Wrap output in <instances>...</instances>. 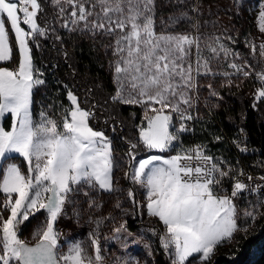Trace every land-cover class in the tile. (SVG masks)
<instances>
[{"label":"snow or ice","instance_id":"snow-or-ice-1","mask_svg":"<svg viewBox=\"0 0 264 264\" xmlns=\"http://www.w3.org/2000/svg\"><path fill=\"white\" fill-rule=\"evenodd\" d=\"M46 3L54 9L48 23L41 20ZM167 3L173 10L165 17L158 14V0H0V62L11 61L14 49L19 57L14 69L0 66V264H107L100 228L104 220L116 221L111 213L91 221L95 228L87 244L75 240L66 252L60 250L56 229L77 196H83L90 208L101 207L94 198L100 192H126L141 217L146 210L162 222V232L154 227L147 231L158 237L168 264H211L219 246L234 242L241 233L247 235L257 220L264 219V175L254 177L239 161L233 165L209 154L204 145L183 147L180 140L182 133L192 130L189 122L199 118L198 112L193 113L202 88L208 90L205 104L209 98L223 99L213 83L202 80L223 77L221 87L231 88L254 78L259 86L253 107L264 102V37H245L249 52L244 55L232 47L237 41L227 34L229 30L223 35L201 30L200 22L189 15L200 13L199 0L191 7L186 0ZM258 9L257 26L264 34V0ZM57 22L69 33L87 35L94 42L107 39L103 47L111 52L109 66L116 85L110 100L144 108L137 143L129 140L125 154L129 167L125 176L143 191L142 200L132 188L119 186L115 170H123V158L116 157L105 131L90 123L98 105L83 107L88 99L81 100L64 84L70 106L60 105L59 122L50 115L51 104L41 106L38 118L33 115V90L45 84L33 62V47L39 48L40 38L50 33L63 42L56 34ZM184 22H190V28L177 31ZM224 65L227 70L219 71ZM9 114L10 128L4 124ZM242 142H235L239 151L248 152L246 145L240 147ZM176 143L181 144L176 155L137 159L141 145L163 153ZM13 154L23 158L26 168L10 162ZM115 207L121 208L119 200ZM41 210L44 220L32 232L35 242L30 243L22 238L21 226ZM128 211L122 209L125 215ZM112 231L117 240L122 234L125 239L134 235L122 218ZM143 239L137 237L133 243ZM144 247L152 257V244L145 242ZM114 264L141 261L117 257Z\"/></svg>","mask_w":264,"mask_h":264},{"label":"trees","instance_id":"trees-1","mask_svg":"<svg viewBox=\"0 0 264 264\" xmlns=\"http://www.w3.org/2000/svg\"><path fill=\"white\" fill-rule=\"evenodd\" d=\"M52 10L46 3L41 20L44 23L52 21ZM63 38V42L56 41L50 34L47 38H40V47H33V60L43 75L44 85L37 86L33 91V115L38 113L43 105H53L56 112L62 111L60 105L69 107L66 92L63 88L67 84L73 92L81 98H87L88 104L83 107L98 105L95 109L96 118L90 123L97 130H104L105 135L113 140L114 150L118 153L128 152V141L137 143L139 128L143 120V110L138 105L115 104L110 96L115 93L116 85L107 66L105 51L98 40L95 42L87 36L68 31H56ZM67 52V56H65ZM18 53L14 49L13 59L3 65H18ZM259 86L256 80L241 89H222L225 104L216 112L202 117L194 135H182V146H189L193 140L204 142L208 149L216 156H222L236 164L235 152L231 149L227 137H232L243 129L248 143L259 154H245V164L253 170L264 171V102L254 103V94ZM60 118L58 119L59 122ZM5 127H10V114L4 121ZM115 126L116 131H112ZM146 126V125H145ZM226 133L227 137H224ZM221 137L216 140L215 137ZM157 152L146 151L141 145L137 151V159ZM127 157V156H126ZM226 185V184H225ZM226 188L228 187L225 186ZM139 215V214H138ZM154 227L160 231L159 220L154 221ZM260 228L240 237L228 250L212 258L211 264H264V219ZM130 228L136 225L131 222ZM157 248L160 244L157 243ZM157 264H168V257L163 252L156 259Z\"/></svg>","mask_w":264,"mask_h":264},{"label":"rangeland","instance_id":"rangeland-1","mask_svg":"<svg viewBox=\"0 0 264 264\" xmlns=\"http://www.w3.org/2000/svg\"><path fill=\"white\" fill-rule=\"evenodd\" d=\"M158 2L161 5L158 14L167 17V15L173 9L168 5L167 0H158ZM195 2L196 0H186V3L188 4L189 7H191V5ZM259 2L260 0H235V2L234 0H199L200 13L196 14L194 12H190L189 15L194 16L195 19L200 22V24L202 25L201 30L206 34L223 35L225 34L226 29L229 30L227 34L232 35L234 39H236L237 41L235 45H232V47H234L236 51H239L242 54L247 55L249 49L244 43L245 37H247L249 34H251L252 36L264 37V34L259 33L257 26L256 18L259 10L258 9ZM50 8L53 12L52 13V19H53L54 9L51 6ZM54 27L56 28V31H62V30L67 31V29H63L59 26V22H57L54 25ZM189 28H190V22H184L181 25L177 26V31H186ZM83 36H87V35H83ZM97 40L99 41V43L101 44L102 48L105 51L107 66L114 80L113 70L110 69L109 66V61L112 59V55L110 51H107L103 47V45L107 44L109 41L107 39L101 40L99 38ZM3 63L4 62H0V66L8 67L10 69H14L18 66V65L7 66V65H3ZM218 70L219 71L227 70L226 65L221 66ZM254 80H255L254 78H249L248 80H244L243 82H238L239 87H231V88L227 86L221 87V85L224 83L223 77L218 76L214 80H202L201 81L202 84L208 82L213 83V87L216 88V90L219 92L220 97H223V99H220L219 97L209 98V102L206 105L213 113L218 111L225 104L224 99L226 101L225 96L222 94V89L224 88H229L234 90L241 89L244 86L250 84V82ZM205 98H208V90L206 88H202L201 101L204 104H205L204 102ZM217 104L219 105L218 107H212V105H217ZM138 106L142 108L143 116H144V108L141 105ZM50 115H53V117L58 120L61 116V111L56 112L55 110L52 109L50 111ZM201 117L205 118V113L201 115ZM170 130L174 132L175 128ZM183 147H188V146H183ZM180 148H181V144L176 143L173 148L169 149L166 152L162 153L159 150H156L157 152L149 155H162L165 158H167L168 156L176 155L177 152L180 150ZM209 151L211 152L210 149ZM114 153L117 158H121V157L123 158L121 161L123 170L120 169L115 170V177L118 178L119 180V186L123 189L132 188L133 191L136 193L137 199L142 200L144 195L143 191L139 189L138 185H133L130 179H128V177L125 176V172H129L126 155L122 153H118V151L116 150H114ZM147 156L142 158H146ZM13 157H14L13 161L10 162H15L17 164H20L22 168H26V162L23 160L22 157L19 156V154H13ZM225 186H227V184ZM2 198H3V194L0 193V199ZM94 198L98 201V203H100L101 207L90 208L88 202H86L83 196H77L76 204L68 205L66 207L67 214L58 219V222L56 224V229L60 233L59 236L60 250L66 252L67 245L75 240L85 241V243L87 244L89 232L95 228V224L91 223V221L98 219L100 217H108L109 214L111 213L112 216L116 217V221L113 222L111 220H104L100 228V233L102 237L101 243L105 251L107 264H114L117 257H124V258L135 257L141 261V264H144L145 261H148V264H157L156 263L157 256L160 254V251L163 250L161 249L160 246L159 248H157L158 246L157 243L159 244L158 237L153 235L151 232L147 231V229L149 227H154L155 224L154 221L158 220V218L149 217L146 213V210H144V215L142 217L138 215L140 209H136L132 206L130 200L126 196V192H115L111 194L106 192H100L97 195H95ZM117 200H119L121 204V208L119 209L115 207ZM73 209H75L76 212H79V216H76L74 214ZM122 209H128L129 210L128 214L125 215L122 212ZM44 215L45 214L43 210H41V212L37 213L34 218L30 217V221L25 222V224L21 226L22 238L29 240L30 243L35 242L32 240L31 234L38 225V223L44 220ZM121 218L127 221L128 231L133 233L134 235L127 237L125 239V236L122 234L119 240L113 239L112 237L115 234L113 233L112 228L114 226V223L115 226H118L119 222L121 221ZM261 221L262 219L257 220L253 228L247 234L259 229ZM131 222L136 225L135 230L130 228ZM159 225L161 227L160 232H162L163 231L162 222L161 224H157V226ZM156 229L158 231V228ZM140 236L144 237L143 241L133 243V240ZM242 236H244L243 233L237 235L235 237L234 242H236ZM104 237H107L108 239L105 240ZM145 242H149L152 244L153 247L152 257H149L147 255L148 250L144 247ZM234 242L225 243L222 246H219L216 249V253L214 256L228 250V248ZM122 243L126 244L127 247H123Z\"/></svg>","mask_w":264,"mask_h":264},{"label":"built area","instance_id":"built-area-1","mask_svg":"<svg viewBox=\"0 0 264 264\" xmlns=\"http://www.w3.org/2000/svg\"><path fill=\"white\" fill-rule=\"evenodd\" d=\"M198 112V115H199V118L194 120V121H191L189 122V126L190 128L192 129L191 131L189 132H185V133H182L180 135V140H181V136L182 135H186V134H189V135H194L195 134V131H196V128H197V125L198 123L201 121L202 117L201 115H203L205 112L208 113V114H212L211 110L208 108V106L206 104H204L201 100H200V103L198 104L197 108L194 109V113L193 114H196ZM224 137L226 138L227 135L226 133L224 134ZM246 138V139H245ZM228 139V143L231 147V149L235 152V156H236V160L239 161V166L242 167L244 169V171L246 173H250L251 175H253L254 177H259L261 175H264V171H258V170H253L251 169L250 167H248L245 162H244V159H243V156L245 154H259L260 153V150L259 149H255L254 147H252L249 143H248V140H247V137L246 135L243 133H241V131H238L236 134H234L231 138L230 137H227ZM236 141H243L241 144H240V147H243V146H247L249 151L248 152H240L239 151V148L237 146V144L235 143ZM193 145H204L206 146V148L208 149V146L206 143L204 142H199V141H196V140H193L192 139V142L190 143V145L188 147H191ZM209 151V149H208ZM209 154H213L209 151Z\"/></svg>","mask_w":264,"mask_h":264}]
</instances>
